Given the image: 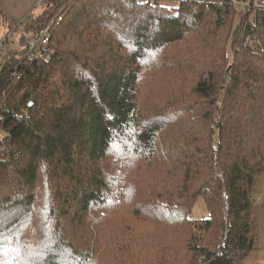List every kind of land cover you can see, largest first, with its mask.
<instances>
[{"label": "trees", "instance_id": "16d2710c", "mask_svg": "<svg viewBox=\"0 0 264 264\" xmlns=\"http://www.w3.org/2000/svg\"><path fill=\"white\" fill-rule=\"evenodd\" d=\"M49 1V17L32 24L25 17L21 24L35 29L63 16L50 57L0 52V255L9 254L11 242L20 252L17 264H95L94 257L104 254L102 234L88 248L83 235L78 241L69 234L97 209L103 219L122 212L125 198L139 205V217L178 228L183 236L179 256L136 264H173L180 255L189 264H247L260 237L253 192L264 173V4L246 7L236 27L234 0ZM203 32L222 42L225 77L214 126L205 112L214 141L201 160L189 124L198 107L177 104L166 109L170 119L157 124L145 117L139 92L144 70L162 66L164 50ZM220 74H203L194 93L212 99ZM169 146L175 151L165 154ZM148 158L160 165L161 185L137 186L138 178L151 179L146 173L131 185L137 165ZM199 198L209 214L191 220ZM55 219L59 224L50 232ZM36 221L42 241L46 234L57 245L48 243L34 259L26 245L35 238L24 232ZM119 230L124 235L130 226ZM112 244L115 256L125 255L126 244Z\"/></svg>", "mask_w": 264, "mask_h": 264}, {"label": "rangeland", "instance_id": "374dc122", "mask_svg": "<svg viewBox=\"0 0 264 264\" xmlns=\"http://www.w3.org/2000/svg\"><path fill=\"white\" fill-rule=\"evenodd\" d=\"M5 1L6 0H0V40L7 38V41L0 46V49L1 51L5 49L4 52L6 49H11L16 50L18 53H22L24 46L20 44L21 33L15 30L21 18L24 16L39 17L40 19L42 17L46 19L50 16L51 7L54 4L50 3L49 0H45L42 3L39 1L37 4H33V0H21L12 5L10 3H5ZM13 1L16 2V0ZM19 3H22L26 8H20L18 6ZM245 4L244 1L240 3L236 0V16L233 20V24L236 27L241 22L240 14L246 10ZM249 17L252 19L254 13H251ZM205 24L207 23H201L197 26H204ZM206 35L207 34H204V32L202 34L192 33V35L183 42L171 45L168 49L164 50L159 59L162 66L154 65L144 70L139 92L141 93V109L145 117L148 118L147 120L154 121L157 124H161V122L158 123L157 120L167 121L170 119V116L166 113V109L174 107L177 104L184 103L185 106L187 105L189 107H186L188 109L198 107L195 113L189 115V124L190 129L195 132V145H198V148L195 150V156L201 160L206 159V151L211 145V142L214 141L213 137L209 134L208 125L204 120L206 118L205 112L206 110H210L212 117L211 124L214 126L216 119H218V112H215L216 102L218 101L220 87L225 77L224 72L220 74L222 71V42L218 38ZM240 46V43H237L235 48H240ZM228 54L230 57L233 56L232 42L228 45ZM228 62L229 64L232 63L230 61ZM208 72H215L220 75L216 79L217 90L214 93L215 96L210 100H205L194 93V85L199 77ZM209 102H211V105L208 106ZM215 142L217 143L218 141L216 140ZM172 149H174V147L169 146V149L164 153L168 154L169 152H174L175 149L173 151ZM111 163V159L105 163V166L108 167L107 169L111 168ZM137 167L139 168V172L128 180L131 185L133 184V179L137 175L140 176L143 173L151 176V179L142 181L138 178L137 186L142 182L141 185L143 186L152 183L161 185L160 177L157 172L160 165L156 159L153 161V159L148 158L138 164ZM171 168L172 164L167 167V170H171ZM154 176L155 178L153 179L152 177ZM180 176L181 174L179 173L177 178L179 179ZM5 192L10 195L12 189L10 191H3V194ZM164 192L165 191L162 189L161 193L163 194ZM123 200L124 207L122 208V212L109 215L108 219H103L101 216V209H97L88 217L85 225H75L72 229V233L69 234V236H72L78 241L82 240L81 236L83 235L84 238H86V243L82 244V246H87V248L92 245L95 246V243L102 238L105 245L100 251L102 253L104 250V254L97 258L94 257L95 259L93 262L95 264L108 261V264H136L138 261H146L152 257H155V259L159 261L163 257H165L164 260L166 258L168 260L169 257L179 256L177 255V250L183 245V236H181L182 231L175 227L155 223V221L149 220L143 214L139 217L136 214L138 211H135V209L137 208L138 210L139 207L136 201L134 203L125 198ZM253 200L259 229V221L261 222V226L264 227V173L258 176L256 188L253 192ZM208 214V208L204 199L199 198L193 207V216L190 218L191 220L193 217L196 219H203L206 218ZM53 221L50 232H52L56 223L59 224L58 219ZM106 222L107 225H103ZM129 226L130 230L124 235L117 234V232L120 231L119 228H127ZM107 229L109 230L106 231ZM261 232L262 228L260 230V233ZM99 233L102 234L101 238L99 237ZM108 233L110 239L107 242ZM215 234L216 236L220 234V226L215 228ZM18 235L23 236L22 231H18ZM24 235L34 236L35 238L33 242L30 241L26 245V247L30 249L28 252L30 258L35 259L43 255L48 243L57 245V242L53 241L46 234L42 241L41 234L39 236L37 221L34 226L26 227ZM263 239L264 237L260 238V245L258 242L257 248L247 255L245 260L247 264L252 261V259H247L253 254L262 257L264 264V246L260 247ZM13 241H16V239ZM110 241L116 243L123 242L126 244L124 247L125 255L115 256V246L112 244L113 247H109ZM194 244L195 243L191 242V247ZM8 246L9 254L2 253L0 255V264H17L15 258L19 257L20 252L11 245V242H9ZM164 248L167 250L165 251ZM38 252L39 255L36 257ZM25 255L26 251H24V256ZM180 256V259L177 258L176 262L173 264H189L188 258H185L184 255Z\"/></svg>", "mask_w": 264, "mask_h": 264}, {"label": "built area", "instance_id": "2783aa9c", "mask_svg": "<svg viewBox=\"0 0 264 264\" xmlns=\"http://www.w3.org/2000/svg\"><path fill=\"white\" fill-rule=\"evenodd\" d=\"M244 2L246 3L244 6L249 9L260 6V4L254 0H245ZM22 20L18 23L15 30L21 33L20 42L24 46L26 57L31 60L48 59L52 53L51 37L53 35V30L63 21V16L59 14L57 17L51 18L45 25L36 27L35 29L25 28L24 24H21ZM3 40L7 41V38L1 39V43H3ZM244 45H246V43ZM263 246L264 239L261 247Z\"/></svg>", "mask_w": 264, "mask_h": 264}, {"label": "crops", "instance_id": "0c3cea01", "mask_svg": "<svg viewBox=\"0 0 264 264\" xmlns=\"http://www.w3.org/2000/svg\"><path fill=\"white\" fill-rule=\"evenodd\" d=\"M19 1H21V0H16V2H14L13 0H6L5 1V3H10L11 5L12 4H14V3H17V2H19ZM41 2L42 0H33V4H37L38 2ZM255 2H257V3H259V4H264V0H254ZM18 6L20 7V8H26L24 5H22V3H19L18 4ZM27 10H29V9H27ZM27 14H29V13H27ZM26 14V15H27ZM25 15V16H26ZM24 17V16H23ZM22 17V18H23ZM22 18H21V20H22ZM25 18V17H24ZM38 19V17H29V20H28V23L29 24H32V23H34V21H36ZM20 20V21H21ZM258 220H259V216H258ZM261 228H262V232L260 233V230H261ZM259 236H260V238H263L264 237V227H262L261 226V222L259 221ZM260 238H259V240H258V242H259V245H260ZM262 240V239H261ZM261 246H262V244H261ZM260 246V247H261ZM254 257V258H253ZM252 259V261L249 263V264H263V259H262V257H258L257 255H250L249 257H248V259L247 260H251Z\"/></svg>", "mask_w": 264, "mask_h": 264}]
</instances>
